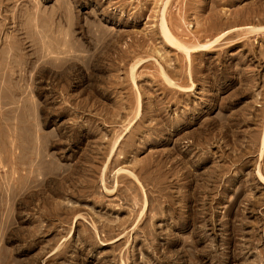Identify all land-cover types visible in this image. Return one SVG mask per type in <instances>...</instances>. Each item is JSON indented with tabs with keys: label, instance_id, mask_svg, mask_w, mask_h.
I'll use <instances>...</instances> for the list:
<instances>
[{
	"label": "rangeland",
	"instance_id": "rangeland-1",
	"mask_svg": "<svg viewBox=\"0 0 264 264\" xmlns=\"http://www.w3.org/2000/svg\"><path fill=\"white\" fill-rule=\"evenodd\" d=\"M0 264H264V0H0Z\"/></svg>",
	"mask_w": 264,
	"mask_h": 264
},
{
	"label": "bare ground",
	"instance_id": "bare-ground-1",
	"mask_svg": "<svg viewBox=\"0 0 264 264\" xmlns=\"http://www.w3.org/2000/svg\"><path fill=\"white\" fill-rule=\"evenodd\" d=\"M164 21V20H163ZM164 23H165V21H164ZM164 27H165V24H164ZM167 28V27H166ZM164 30V32H165V34H166V36H170V33H169V31L168 30H166V29H163ZM259 30H261V29H255L253 26H249L248 27V29L246 30L248 33H255V32H259ZM172 40H173V38H172ZM242 41V40H241ZM9 61H11V60H9ZM46 63H48V62H46ZM21 75V74H20ZM3 76V75H2Z\"/></svg>",
	"mask_w": 264,
	"mask_h": 264
}]
</instances>
